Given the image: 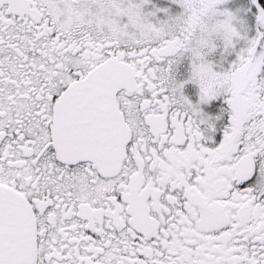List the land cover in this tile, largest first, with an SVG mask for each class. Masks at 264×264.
Masks as SVG:
<instances>
[{"label":"snow or ice","instance_id":"snow-or-ice-1","mask_svg":"<svg viewBox=\"0 0 264 264\" xmlns=\"http://www.w3.org/2000/svg\"><path fill=\"white\" fill-rule=\"evenodd\" d=\"M0 264H264V0H0Z\"/></svg>","mask_w":264,"mask_h":264}]
</instances>
